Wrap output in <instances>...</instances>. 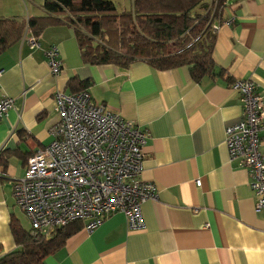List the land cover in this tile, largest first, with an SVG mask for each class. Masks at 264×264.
Returning a JSON list of instances; mask_svg holds the SVG:
<instances>
[{
  "label": "crops",
  "instance_id": "1",
  "mask_svg": "<svg viewBox=\"0 0 264 264\" xmlns=\"http://www.w3.org/2000/svg\"><path fill=\"white\" fill-rule=\"evenodd\" d=\"M7 8L0 0V11ZM231 20L217 32L213 53L224 74L200 81L188 67L85 63L67 23L48 26L36 48L26 34L0 54V99H15L0 120V258L17 248L13 220L31 231L14 185L29 158L54 140L56 93L74 94L90 82L95 104L147 133L142 179L156 184L158 195L143 204L144 230L130 231L125 215L115 213L92 232L84 226L44 264H264V210L255 212L249 174L225 143V130L244 119L233 84L255 82L264 102V0H227L217 23ZM52 47L63 61L58 76L45 57ZM261 136L264 155V130Z\"/></svg>",
  "mask_w": 264,
  "mask_h": 264
},
{
  "label": "built area",
  "instance_id": "2",
  "mask_svg": "<svg viewBox=\"0 0 264 264\" xmlns=\"http://www.w3.org/2000/svg\"><path fill=\"white\" fill-rule=\"evenodd\" d=\"M233 22L215 23L214 32ZM29 42L32 48L39 46L33 35ZM45 57L51 74L60 75L59 49H48ZM233 89L241 94L244 119L225 130V143L231 161H239L249 174L259 213L264 210V102L251 80H238ZM55 102L59 122L54 140L29 158L24 178L14 185L16 204L30 220L31 234L48 236L77 221L92 232L118 212L125 215L130 231L144 230L143 204L158 195L156 184L142 179L147 133L95 104L88 91H60ZM14 107L15 99H0V120ZM196 185L201 187L202 181Z\"/></svg>",
  "mask_w": 264,
  "mask_h": 264
},
{
  "label": "trees",
  "instance_id": "3",
  "mask_svg": "<svg viewBox=\"0 0 264 264\" xmlns=\"http://www.w3.org/2000/svg\"><path fill=\"white\" fill-rule=\"evenodd\" d=\"M226 1L132 0V11L118 13L108 0H45L44 16L24 21L0 18V54L26 34L39 38L48 26L67 23L75 30L85 63L127 67L144 61L158 70L188 67L195 81L216 78L224 71L217 72L213 58L214 24ZM79 84L84 90L74 94L86 91L90 82ZM83 228L77 221L48 236H33L13 220L17 248L1 257L0 264H44Z\"/></svg>",
  "mask_w": 264,
  "mask_h": 264
},
{
  "label": "rangeland",
  "instance_id": "4",
  "mask_svg": "<svg viewBox=\"0 0 264 264\" xmlns=\"http://www.w3.org/2000/svg\"><path fill=\"white\" fill-rule=\"evenodd\" d=\"M8 3L10 11L8 8L6 12L0 11V18L18 19L20 21L27 20L31 15L39 17L43 15L42 6L45 0H4ZM112 1L116 7L118 13L130 12L133 10L132 0H108ZM79 6V3H76ZM1 10V9H0ZM66 16H74L70 12H66ZM30 14V15H29ZM7 15V16H4ZM110 40V37H107ZM104 41V40H102ZM105 42V41H104ZM101 43V40L99 41Z\"/></svg>",
  "mask_w": 264,
  "mask_h": 264
}]
</instances>
